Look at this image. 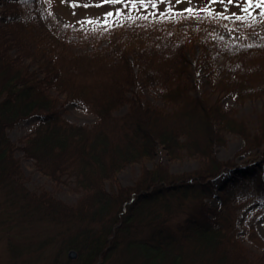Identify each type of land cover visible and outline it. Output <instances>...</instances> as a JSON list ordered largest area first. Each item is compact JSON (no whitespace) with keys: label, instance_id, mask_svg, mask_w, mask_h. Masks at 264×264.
<instances>
[{"label":"trees","instance_id":"trees-1","mask_svg":"<svg viewBox=\"0 0 264 264\" xmlns=\"http://www.w3.org/2000/svg\"><path fill=\"white\" fill-rule=\"evenodd\" d=\"M178 16L139 18L126 33L124 23L78 30L56 22L49 0L0 1V224L9 227L1 234L15 237L7 242L10 264H253L232 216L219 222L216 212L241 195L264 206V114L253 134L233 108L194 97L176 81L186 78V52L198 45L197 67L214 93L238 102L263 97L264 37L248 46L227 44L192 27L174 31ZM94 35L108 45L94 53L73 51ZM156 63L170 68L163 77ZM137 83L158 89L173 108L161 110L140 94L129 97ZM49 89L94 112L97 123L67 121ZM125 105L122 115L114 114ZM33 117L39 119L20 148L23 156L53 181L74 177L83 192L75 206L23 183L6 130ZM224 133L241 136L247 150L258 149L260 165L216 190L209 178L229 167L213 153L225 144ZM158 147L171 159L197 155L206 163L182 175L159 164L144 169L133 187L106 190L107 181L152 158ZM183 209L186 216L173 221ZM71 249L75 261L66 257Z\"/></svg>","mask_w":264,"mask_h":264},{"label":"rangeland","instance_id":"rangeland-1","mask_svg":"<svg viewBox=\"0 0 264 264\" xmlns=\"http://www.w3.org/2000/svg\"><path fill=\"white\" fill-rule=\"evenodd\" d=\"M49 2L57 23L78 30L98 29L124 23L126 25L123 26L125 27L123 31L126 33L134 27L133 20L157 14L171 17L179 15V20L173 25L174 31H178L179 27L182 29L192 27L227 44L248 46L264 37V6H258L262 0H49ZM107 45L108 39L99 35L93 37L92 41L76 45L73 51L79 55L94 53ZM151 46L154 47L153 44ZM199 51L198 45H195L192 50L186 52L189 59L186 78L177 80L176 83L184 86L194 97L206 96L220 103L225 109L233 108L236 117L247 123L251 133L257 134L259 118L264 114V96L238 102L232 95L214 93L207 85L204 72L197 67ZM259 62H251L249 66L252 67V64ZM26 63L31 62L28 60ZM31 67L32 71L38 70L34 64ZM154 69L163 77L166 73L163 70L170 68L156 63ZM155 90L137 83L129 97L140 94L145 102L161 110H171L172 102L160 99L156 93L158 89ZM48 93L59 107L64 108V117L67 121L85 127H93L97 123L94 112L83 108L76 101L68 100L66 95L54 89H49ZM127 106L121 107L114 114L122 115ZM38 119L30 118L6 130L8 138L15 146L14 156L23 171V183L30 191L40 193L44 190L65 204L75 206L83 192L76 187L74 177L62 176L58 181L51 180L38 172L32 161L24 158L20 149ZM224 139L225 144L216 146L213 153L214 158L228 164L229 167L209 178L216 190L231 178L260 165L258 149L247 150L246 142L241 136L224 133ZM205 163L206 159L197 155L171 159L165 149L158 147L152 158L141 159L123 168L114 181L105 183V187L110 193L117 192L119 187H133L144 169L152 170L159 164L167 165L173 175H182L197 172ZM208 201L218 207L216 197H211ZM186 214V209L176 211L172 220L184 218ZM227 216H232L236 237L242 243L249 260L253 264H264V206H260L259 199L251 195L233 197L226 205L218 207L216 212L219 222ZM8 228L7 224H0V264H10L7 242L14 240L15 237L8 239L7 232L1 234ZM17 238L24 240L26 236L20 235Z\"/></svg>","mask_w":264,"mask_h":264},{"label":"water","instance_id":"water-1","mask_svg":"<svg viewBox=\"0 0 264 264\" xmlns=\"http://www.w3.org/2000/svg\"><path fill=\"white\" fill-rule=\"evenodd\" d=\"M34 119H38V118H34ZM67 257H68L69 260L74 261V260L77 259V252L75 250H70L67 253Z\"/></svg>","mask_w":264,"mask_h":264},{"label":"snow or ice","instance_id":"snow-or-ice-1","mask_svg":"<svg viewBox=\"0 0 264 264\" xmlns=\"http://www.w3.org/2000/svg\"><path fill=\"white\" fill-rule=\"evenodd\" d=\"M258 6H264V0H262L261 5H258Z\"/></svg>","mask_w":264,"mask_h":264},{"label":"bare ground","instance_id":"bare-ground-1","mask_svg":"<svg viewBox=\"0 0 264 264\" xmlns=\"http://www.w3.org/2000/svg\"><path fill=\"white\" fill-rule=\"evenodd\" d=\"M70 251V250H69Z\"/></svg>","mask_w":264,"mask_h":264}]
</instances>
